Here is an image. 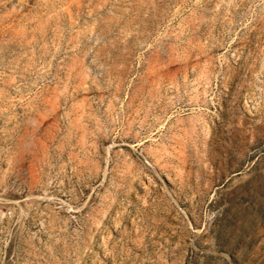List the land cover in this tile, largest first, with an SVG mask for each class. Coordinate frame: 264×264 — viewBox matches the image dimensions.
<instances>
[{
  "label": "rangeland",
  "instance_id": "374dc122",
  "mask_svg": "<svg viewBox=\"0 0 264 264\" xmlns=\"http://www.w3.org/2000/svg\"><path fill=\"white\" fill-rule=\"evenodd\" d=\"M0 264H264V0H0Z\"/></svg>",
  "mask_w": 264,
  "mask_h": 264
}]
</instances>
